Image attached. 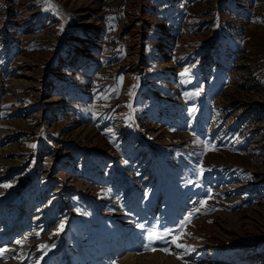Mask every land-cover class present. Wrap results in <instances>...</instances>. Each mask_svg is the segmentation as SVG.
I'll use <instances>...</instances> for the list:
<instances>
[{
  "label": "rangeland",
  "instance_id": "1",
  "mask_svg": "<svg viewBox=\"0 0 264 264\" xmlns=\"http://www.w3.org/2000/svg\"><path fill=\"white\" fill-rule=\"evenodd\" d=\"M0 249L264 264V0H0Z\"/></svg>",
  "mask_w": 264,
  "mask_h": 264
},
{
  "label": "snow or ice",
  "instance_id": "2",
  "mask_svg": "<svg viewBox=\"0 0 264 264\" xmlns=\"http://www.w3.org/2000/svg\"><path fill=\"white\" fill-rule=\"evenodd\" d=\"M49 7H51L50 4H49ZM193 95H199V93L197 92V93H194ZM129 107H131V105H129ZM31 147L34 148L35 145H31ZM4 186H5V187H8V185H4ZM203 203H204V202H202V204H203ZM198 211H200V210L197 209V212H198ZM190 221H191V214L189 215V217L186 218V222H190ZM182 223H184V222H182ZM63 227H64V225L61 224V225H60V230H62ZM140 227L143 228L144 226H143V225H140ZM165 234H166V235H171V232L168 231V232H166ZM155 235H156V233H155L154 231L151 232L150 235H149V237H148V239L151 241L152 238H153ZM25 239H27V237H25ZM173 242H175V238L173 239ZM16 243H17V244H21L22 241L17 240ZM43 247H47V246L45 245V246H43ZM146 247H147V246H146ZM176 247H178V248H182V247H187V246L182 245V244H180V243H176ZM152 250L155 251V249H152ZM188 250H192V249L188 248ZM5 251H6L5 249H0V255H2ZM164 251L167 252L168 249H164Z\"/></svg>",
  "mask_w": 264,
  "mask_h": 264
},
{
  "label": "bare ground",
  "instance_id": "3",
  "mask_svg": "<svg viewBox=\"0 0 264 264\" xmlns=\"http://www.w3.org/2000/svg\"><path fill=\"white\" fill-rule=\"evenodd\" d=\"M255 145V144H254ZM148 150V149H147ZM137 151H139V150H137ZM145 152V151H144ZM144 154V153H143ZM140 158H141V156H140ZM140 160V159H139ZM155 174V173H154ZM137 176V175H136ZM146 179V178H145ZM148 179V178H147ZM14 200V199H13ZM218 242V241H217ZM262 250H261V248H257L256 250H254L253 252H252V254H257V253H259V252H261ZM199 255H201V253L199 254ZM204 255V254H203ZM202 255V256H203ZM253 255H251L250 257H248V258H245V259H243L245 262H244V264H251L252 262H253Z\"/></svg>",
  "mask_w": 264,
  "mask_h": 264
}]
</instances>
